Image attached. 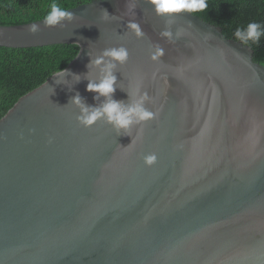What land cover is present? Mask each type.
Masks as SVG:
<instances>
[{
	"label": "water",
	"instance_id": "water-1",
	"mask_svg": "<svg viewBox=\"0 0 264 264\" xmlns=\"http://www.w3.org/2000/svg\"><path fill=\"white\" fill-rule=\"evenodd\" d=\"M68 10L65 27L0 25V46H80L65 75L0 119V264H264V64L254 51L195 14L158 15L149 0ZM157 45L165 55L153 61ZM121 46L129 58L113 69V98L147 93L157 113L129 134L106 119L84 126L73 103L105 102L87 84L111 58L91 62Z\"/></svg>",
	"mask_w": 264,
	"mask_h": 264
},
{
	"label": "trees",
	"instance_id": "trees-1",
	"mask_svg": "<svg viewBox=\"0 0 264 264\" xmlns=\"http://www.w3.org/2000/svg\"><path fill=\"white\" fill-rule=\"evenodd\" d=\"M92 0H0V25H17L43 19L51 3L72 8ZM198 17L220 26L225 37L235 39L237 27L264 25V0H208ZM255 61L264 64V36L249 44ZM78 44L14 48L0 46V119L24 95L44 84L58 69L78 55Z\"/></svg>",
	"mask_w": 264,
	"mask_h": 264
},
{
	"label": "clouds",
	"instance_id": "clouds-1",
	"mask_svg": "<svg viewBox=\"0 0 264 264\" xmlns=\"http://www.w3.org/2000/svg\"><path fill=\"white\" fill-rule=\"evenodd\" d=\"M149 3L153 5L155 12L158 15L166 17H174L180 13H199L208 8V0H149ZM105 19L111 17L107 10L103 11ZM75 15L67 7H63L60 4L53 2L49 6V11L43 17V23L46 27H65L64 21H73ZM128 27L136 33L138 37L144 35L141 26L135 22L130 21ZM39 23H32L29 25V31L36 33L39 31ZM161 36L167 38L169 41L173 40V33L170 29H166L161 32ZM235 39L244 45L258 44L261 37L264 36V25L256 22H250L245 28L237 27L234 32ZM165 55L163 48L159 45L155 47L152 53V60L158 61ZM111 58L110 61L105 64L103 71V77L99 82L89 80L87 84V90L98 93L99 96L105 98V102L98 107H89L83 104L82 98L77 95L73 98V103L81 107L82 115L79 117L81 123L84 126L91 127L98 120L106 119L108 123L112 124L117 132H123L129 134L133 125L145 124L146 122L156 118L157 113L150 111L145 107V102L150 99L147 93L140 96L135 102L131 104H124L121 101L115 100L114 93L116 91L117 77L113 72L116 67V62L125 64L129 58L128 50L121 46L119 48L105 49L103 54L97 57L93 63L94 65L104 64V58ZM67 72L66 69H58L54 76H63ZM79 80V76H76ZM138 91V89H137ZM143 136V129L139 135H137L132 143L127 147L134 145L137 141L141 140ZM122 147V146H121ZM157 162V156L155 153L144 156V163L147 166H152Z\"/></svg>",
	"mask_w": 264,
	"mask_h": 264
}]
</instances>
